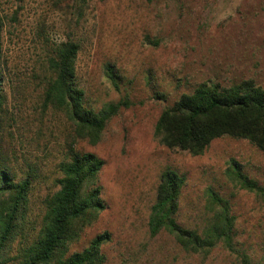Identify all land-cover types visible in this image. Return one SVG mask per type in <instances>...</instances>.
Instances as JSON below:
<instances>
[{"label": "rangeland", "instance_id": "rangeland-1", "mask_svg": "<svg viewBox=\"0 0 264 264\" xmlns=\"http://www.w3.org/2000/svg\"><path fill=\"white\" fill-rule=\"evenodd\" d=\"M1 60L8 97L3 153L21 176L33 173L30 221L40 223L44 201L58 190L57 164L73 141L71 125L44 106L49 60L60 43L80 46L77 84L86 104L100 111L128 103L95 146L77 141L105 165L98 184L106 210L73 252L109 233L106 264H264V204L234 186L226 170L236 161L264 185V152L247 140H215L201 156L169 150L155 137L163 110L202 84L231 87L253 80L264 88V0H0ZM113 66L117 84L107 77ZM186 178L178 222L199 226L208 215L207 191L229 200L236 218V250L222 245L208 255L183 250L172 236L149 233L161 173Z\"/></svg>", "mask_w": 264, "mask_h": 264}, {"label": "trees", "instance_id": "trees-1", "mask_svg": "<svg viewBox=\"0 0 264 264\" xmlns=\"http://www.w3.org/2000/svg\"><path fill=\"white\" fill-rule=\"evenodd\" d=\"M90 0H63L83 7ZM4 29L0 18L1 37ZM80 46L74 41L57 45L49 60L50 78L45 86L44 106L59 112L71 125L72 139L65 158L57 164L58 190L44 201L40 223L30 221L33 173L19 176L3 153L2 134L8 97L5 93L3 67L0 63V264H106L103 248L109 233L98 235L80 252L71 251L83 232L92 226L106 205L101 197L99 175L105 163L93 153L75 150L77 141L95 146L103 138L108 123L128 103L108 104L100 111L89 107L85 92L77 84V58ZM107 77L117 84L113 66H106ZM155 137L169 150L201 156L217 139L230 137L247 140L264 152V88L253 80L231 87L202 84L190 94H183L163 110L155 128ZM226 178L264 204V185L244 173L232 161ZM186 178L176 170L160 175L156 200L151 208L149 233L152 238L168 234L186 252L208 255L222 245L236 250V218L229 200L212 189L207 191L208 215L195 228L182 226L177 219ZM242 264H250L245 254Z\"/></svg>", "mask_w": 264, "mask_h": 264}]
</instances>
